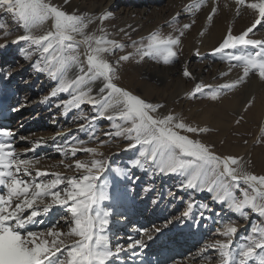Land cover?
<instances>
[{
	"label": "snow or ice",
	"instance_id": "snow-or-ice-1",
	"mask_svg": "<svg viewBox=\"0 0 264 264\" xmlns=\"http://www.w3.org/2000/svg\"><path fill=\"white\" fill-rule=\"evenodd\" d=\"M235 3L237 15L241 8L249 11L253 17L251 24L238 34L229 28L213 52L230 63L235 61L232 67L242 68V75L234 82L218 86L217 90L209 88L208 98L212 100L237 88L250 73L264 81V40L250 37L254 31L264 29V0H235ZM199 7L200 4L188 5L186 10L198 11ZM216 12L214 6L207 17L209 22ZM0 13L5 14L0 18V32L5 37L11 34L6 30L7 17L24 30L25 34L12 42L26 43L27 48L22 49L25 59L32 61L35 72L54 82L51 97L67 96L56 107L62 108L64 115L73 110L79 112L73 118L88 122L93 130L90 139L94 122L106 119L113 129L104 133L106 137L122 138L128 149L138 150L132 161L134 167L151 169L154 174L179 175L184 178L180 187L213 194L215 203L226 206L244 221L251 222L252 215L261 218L250 224L249 234L238 245L235 241L239 228L231 220L224 222L222 230H217V235L224 239L206 245L205 252L216 255H205V264H213L214 260L217 264H264V175L247 172L239 158L217 155L208 145L188 135L209 129L193 127L172 113L156 115L163 105L147 102L119 84L121 62L162 57L167 64L177 59L178 51L174 49H178L192 24H183L176 36L162 37L152 32L139 42L133 41L135 52L120 55L113 63L109 57L116 50L123 51L126 45L110 38L102 26L111 13L97 17L101 25L99 34L88 31L94 23L91 17L70 14L52 0H0ZM38 31L42 34L36 35ZM5 46L0 44V48ZM183 75L191 77L187 68ZM204 93L205 86L197 84L189 98ZM84 106L90 108L92 115L84 114ZM84 127L81 124L82 130ZM16 139L12 130L0 128V264H113L125 248L111 245L109 228L113 213L104 206L111 199L109 183L101 180L109 168L104 154L97 147H86L84 140L65 141L57 146V151L73 158L64 167L76 173L65 176L36 167L39 159L17 152ZM105 143L106 140H98L100 146ZM81 152L93 158H76ZM115 172L126 175L120 168ZM169 195L173 194L169 192ZM196 206L188 202L183 215L189 216ZM199 207L211 210L206 204ZM56 208L67 212L61 217L67 231L58 226L59 221L45 230H33V226L42 223L39 217ZM140 232V239L129 237L127 249L146 248V240L154 239L147 229Z\"/></svg>",
	"mask_w": 264,
	"mask_h": 264
},
{
	"label": "rangeland",
	"instance_id": "rangeland-1",
	"mask_svg": "<svg viewBox=\"0 0 264 264\" xmlns=\"http://www.w3.org/2000/svg\"><path fill=\"white\" fill-rule=\"evenodd\" d=\"M106 1L110 0H68L67 4L64 3V0H52L66 12L83 16V12L95 6L97 8L104 5L107 3ZM195 4H200L198 11L186 10V6ZM214 6L217 8V12L212 22H209L207 17ZM236 6L235 0H203V2L201 0H149V2L123 0L121 4L105 7V12L112 15L104 21L102 26L110 34V38L126 45L123 51L116 50L115 55L109 57L114 63L120 55L135 52L131 46L133 41L139 42L152 32L160 33L162 37H167L169 34L176 36L178 35L177 30L181 29L183 24H192L181 38L178 49H174L178 51L177 59L167 64L163 62L162 57H145L139 62H137L138 58H133L127 62H121L118 72L119 84L147 102L163 105L156 115L172 113L193 127L209 129L203 133H189L188 135L192 139L208 145L217 155L239 158L247 172L264 175V111L256 116L257 112L252 110V105L258 95L256 93L258 88L253 82L256 81L255 79H259L258 76L250 73L249 77L237 88L223 92L216 100L208 98L207 90L209 88L217 90L218 86L234 82L242 75V68L232 67V64L236 63L235 61L230 63L222 58L221 54L213 52L219 42H214L211 37L218 26L220 30L223 27L231 28L234 34L240 33L239 28L242 25L250 26L253 17L249 11L246 8H241L242 11L236 16ZM4 17L5 14L0 13V18ZM97 17L99 16L92 18L94 23L89 25L88 31L99 34L98 29L101 25ZM6 19L8 24L6 30L11 34L5 37L3 32H0V44L6 45L0 48V104L7 101V110L12 119H8L10 121L6 125V129L13 131L16 124L18 125L20 117L28 114L37 116L40 111L37 109H41L40 106L45 102L49 108L54 109L59 100L66 99L67 96L65 94L51 97V91L55 86L54 82L45 74L35 72L32 61L25 59L24 51H22L27 48L25 42H12L25 34L24 30L13 24L10 17ZM193 20L195 23H192ZM201 32L204 35H201ZM35 34L40 35L42 31ZM250 37L264 40V29L254 31ZM187 46L194 49L192 50L194 52H191L189 56L184 51ZM248 50L251 51V47ZM32 59L35 60L36 56H33ZM185 68L191 73V77L183 75ZM197 84L205 86V93L197 94L195 98H189ZM179 92H182L181 96ZM236 95H238L237 100L240 101L237 107L226 106ZM45 97H49V99L45 100ZM31 111L33 112L31 113ZM83 112L85 115H92L87 106L83 107ZM10 115H6V117ZM75 116H79V112L76 110L64 115L63 109L56 107L49 119L56 123L60 120L57 125L55 124L51 128L47 124L50 121L43 120L38 127L20 133L19 137L25 139L20 140L19 137L16 139V151L25 154L27 158L39 159L40 163L36 167L40 169L72 176L76 174L74 170L66 169L64 165L72 163L73 158L63 156L57 151V147L53 153L49 152L47 150L49 143L42 144V146H35V144L41 142L40 137L43 135L51 134L63 136V140L57 143L58 145H63L65 141L74 143L73 138L84 140L86 147H97L98 151L104 154L103 158L109 163V168L103 173L101 180H107L109 183L108 190L111 199L105 201L104 206L110 207L112 210L111 224L115 223L117 218L122 217L123 220L125 218L121 212L122 204L119 203L120 190H123L128 198L139 201L138 205L141 208L139 216L136 218L137 223L141 222L142 218L146 221L145 227L138 226L139 228L135 231L139 236L140 229L154 231L155 227L165 225L180 230L189 225L190 233L194 236L201 232V238H197L192 245L185 248L186 251H184L182 242H178L177 234H173L170 242L178 247L169 249L172 260L168 262L157 260L152 261L153 263L147 260L138 264H205L203 259L205 255H216L214 252H205L206 245L217 239H224L217 235V230L223 228V225L220 226L217 223L218 220L223 219L224 222L231 220L235 223L239 228L235 241L238 245L243 242L244 236L249 234L250 224L261 219L252 215L251 222H246L226 206L215 203L212 199L213 194L180 187L184 178L179 175L154 174L151 169L143 170L134 167L132 161L137 156L138 150L128 149L127 142L122 138L106 137L104 133L113 130L109 121L97 119L94 122V134L90 139L93 130L88 127V122L74 119ZM238 120L239 123L236 122ZM81 124L85 125L83 130ZM0 126H4V124L0 123ZM98 140H106L107 143L100 146ZM76 158L90 160L93 157L88 153L81 152L77 154ZM116 168L124 170L126 175H117ZM146 189L150 190L146 191ZM169 192L173 195H169ZM188 202H193L197 206L191 210L189 217H185L183 213L188 210ZM201 204L209 205L211 210L200 208ZM157 209H159L158 214L160 211H163V214L158 215ZM153 211L157 217L151 214ZM201 212H203V216H201ZM66 215V210L56 208L47 216L39 217L38 219L42 223L33 226V230H45L59 221L58 226L63 231H67V226L61 219ZM132 224L133 222L130 221V227ZM195 226H198V230ZM115 229V231H119V228ZM115 231L112 234H115ZM112 242L113 239H111ZM122 242L125 241L121 240L120 243ZM154 252L161 253V247L158 246ZM129 254L130 250L127 249L126 253L119 255L123 263L129 258ZM118 259V256L115 257L113 264H117L115 261ZM213 264H217V261L214 260Z\"/></svg>",
	"mask_w": 264,
	"mask_h": 264
},
{
	"label": "bare ground",
	"instance_id": "bare-ground-1",
	"mask_svg": "<svg viewBox=\"0 0 264 264\" xmlns=\"http://www.w3.org/2000/svg\"><path fill=\"white\" fill-rule=\"evenodd\" d=\"M144 1L149 2V0H144ZM150 1H153V0H150ZM122 2H123V0H110L106 4L104 3V5L98 6L97 8L95 6L94 8H91V9H89L83 13H84V16H86V17L96 18V16H100L101 14H104V12L106 10V8H105L106 6L107 7L110 5L114 6L116 4L117 5L121 4ZM236 7H238V6H236ZM233 11L235 12V10H233ZM240 11H242V10H240ZM233 15H235V14H233ZM236 16H237V14H236ZM247 27H249V25H246V24L242 25L241 28H239L240 32L245 30ZM227 30L228 29L226 27H223L221 30H220L219 26L216 27V29L213 32V35H211L214 42H216V43L220 42V39L223 38V36L227 32ZM192 50H194V49H192L191 46H187V48H185L184 51H186L187 56H189L191 54V52H194ZM162 74H164V73H162ZM255 80L256 81H254L253 83L256 85L255 87L258 88L256 91V93H258V95H257V99H255L254 105H252L253 106L252 110L257 112L256 116H259L264 111V81H261L260 79H255ZM180 94L182 95V92H179V95ZM237 97H238V95H236V97H234V99L232 98L230 100L229 104H227L226 106L229 107L232 105L231 106L232 108L237 107V105L240 102L237 100ZM252 106H251V108H252ZM40 108L41 109H39V108L37 109V110H40L39 114L37 116H33L34 114H32V115L28 114V115H25L23 117H20V119L18 120V125L16 124V127L13 129V132L15 133L17 138L19 137L20 133H23L24 131H26L28 129L38 127L41 124V121H43V120L50 121L49 117L51 116L53 111H55V109H56V107L54 109L49 108L47 102L42 103V106H40ZM46 109H49V110H46ZM32 112L33 111H31V113ZM6 115H10V112H8V110H7V101L3 102L2 105L0 104V123L4 124V126H0V128H6V125L9 124L8 122L10 121L8 119H12L11 115L7 116V117H6ZM57 123H56V121H50L47 124H49L48 126H51V128H52L55 124L57 125ZM62 140H63V136H60V135H56V134L43 135L42 137H40L41 142L39 143V146H42V144L44 145V144L49 143L50 145L47 147V150H49V152L53 153L54 149H56V147L58 146L57 143H60ZM53 142H56V143H53ZM120 196L121 197L119 199V201H120L119 203L122 204L121 212H122V216L125 215V218H124V220L122 217L117 218L115 220V223L110 224L109 232H111V233H109V236H110V239H113V242L111 243L113 248H115V246L117 244L124 246L125 250L119 254V255H122V254L127 252V244L128 243H126V242H130L129 237H132L133 239L142 238L141 232H140V236H139L138 233L137 234L135 233V231L140 226L142 227V225H143V227H145L146 221L144 220V218H142L141 222L137 223V221H136V218L139 216L138 215L139 209L141 208L138 205L139 204L138 200H134V199L132 200V198H128V196L126 195V192L123 190H120ZM150 210H151V208H150ZM158 211H159V209H157V211H156L157 214H158ZM156 213H155V211L151 212V214H153L154 216L156 215ZM159 214L160 215L163 214V211H160ZM189 216H190V214H189ZM156 217H157V215H156ZM130 221L133 222L131 227L129 225ZM136 223H137V225H136ZM217 223L221 226V225H223L224 220L223 219L218 220ZM115 228H119V231H115L116 230ZM155 228H159L161 231L159 233H156L155 231H151L148 229L149 234H152L154 236V239L152 241H147L145 238L146 243H147L146 248H143V249L137 248V249L130 250L129 258L126 260L125 263H123L121 256H118L119 259L115 262H117V264H127V263L138 264L140 262L144 263L147 260H149L151 262L152 261L155 262L157 260H161L162 262H168L169 260H172L171 253H170L169 249L178 247V246H175V244L173 242H170L173 234H177V237H179L178 242H180V241L182 242V244L184 246L183 247L184 251H186L187 247L192 245L193 242H195L197 240V238H201V232H199V234H196L195 236L190 233V226L189 225L184 226L182 230L175 229V228H169V227H166V225L163 227L160 226V227H155ZM195 228L198 230V226H195ZM113 231H115V234H112ZM116 232H119L120 234L116 233ZM121 240H123L125 242L120 243ZM158 246L161 247L162 252L159 254H156L154 251L158 248Z\"/></svg>",
	"mask_w": 264,
	"mask_h": 264
}]
</instances>
